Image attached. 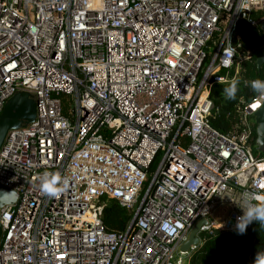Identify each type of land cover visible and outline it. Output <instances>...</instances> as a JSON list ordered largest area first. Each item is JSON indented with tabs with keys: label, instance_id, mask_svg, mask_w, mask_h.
<instances>
[{
	"label": "built area",
	"instance_id": "2783aa9c",
	"mask_svg": "<svg viewBox=\"0 0 264 264\" xmlns=\"http://www.w3.org/2000/svg\"><path fill=\"white\" fill-rule=\"evenodd\" d=\"M241 20L259 27L264 0H0V111L19 90L37 103L0 150V185L18 194L0 209V264H186L196 222L235 229L231 199L264 195L250 144L264 96L222 133L210 90L252 59ZM45 172L66 181L59 195L41 192ZM108 200L132 215L125 231L103 224Z\"/></svg>",
	"mask_w": 264,
	"mask_h": 264
},
{
	"label": "trees",
	"instance_id": "16d2710c",
	"mask_svg": "<svg viewBox=\"0 0 264 264\" xmlns=\"http://www.w3.org/2000/svg\"><path fill=\"white\" fill-rule=\"evenodd\" d=\"M262 16V12L252 14L255 19H260ZM233 33L239 34L242 46L252 51V59L244 62L236 74L235 79H239L240 84L235 100H228L224 95L223 90L229 86L230 82L216 83L211 87L210 97L219 110L217 114L210 117V123L222 133L232 131L238 122L235 111L238 103L241 101L243 105L249 104L255 97L256 92L251 89L250 82L256 79L264 80V64L260 69L256 66V59L261 55V49L264 46V37L259 27L241 20ZM220 73L223 74L225 71L221 70ZM63 113L66 115L67 109H64ZM251 120V149L257 158H261L264 157V153L256 150L255 124L253 119ZM131 218L132 215L128 214L116 200H108L102 212L103 224L109 231H125ZM198 237L199 244L187 254L186 264H254L257 253L264 252V229L257 222L250 224L243 235L237 234L236 229L212 227L207 231H201Z\"/></svg>",
	"mask_w": 264,
	"mask_h": 264
},
{
	"label": "water",
	"instance_id": "95a60500",
	"mask_svg": "<svg viewBox=\"0 0 264 264\" xmlns=\"http://www.w3.org/2000/svg\"><path fill=\"white\" fill-rule=\"evenodd\" d=\"M259 30L264 37V20L259 24ZM264 64V46L261 49V55L256 59L258 69ZM37 114V103L34 94L26 91H17L4 103L0 111V150L2 149L6 137L11 130L25 127L32 123ZM253 121L256 133V150L264 153V102L253 113ZM18 194L4 186L0 185V209L6 205H14L17 202ZM207 219H201L196 222L189 231L187 238L179 247V250L188 254L194 247L199 244L198 234L201 227L207 225ZM2 225L0 220V240L2 238Z\"/></svg>",
	"mask_w": 264,
	"mask_h": 264
},
{
	"label": "clouds",
	"instance_id": "9594fccd",
	"mask_svg": "<svg viewBox=\"0 0 264 264\" xmlns=\"http://www.w3.org/2000/svg\"><path fill=\"white\" fill-rule=\"evenodd\" d=\"M225 67L229 64L225 62ZM239 79L231 80L229 86L224 88L225 98L235 100L237 98ZM251 89L261 96H264V80L256 79L250 82ZM66 185V181L62 180L59 173L45 172L41 177L40 190L44 194L55 197L59 195ZM238 208L242 210V215L237 218L235 229L237 234H245L247 227L253 222L259 223L264 229V195L251 191L240 193L238 200L231 199ZM254 264H264V252H258Z\"/></svg>",
	"mask_w": 264,
	"mask_h": 264
},
{
	"label": "rangeland",
	"instance_id": "374dc122",
	"mask_svg": "<svg viewBox=\"0 0 264 264\" xmlns=\"http://www.w3.org/2000/svg\"><path fill=\"white\" fill-rule=\"evenodd\" d=\"M212 49H213V47H209V48H208V51H212ZM62 98H63L64 100H66V101L69 100V97H68V96H65V95H63ZM68 108H70V104H68V102H67V109H68ZM251 119H253V118H251ZM251 121H252V120H251ZM253 122H254V121H253ZM229 213H230V214L232 213V211L229 210V208H226V210H224V209H222V208H218L217 211H216V213H215V218H216V220H218V222H221V221H223V220L225 219L226 214H229ZM186 256H187V254L184 255V258H186Z\"/></svg>",
	"mask_w": 264,
	"mask_h": 264
},
{
	"label": "bare ground",
	"instance_id": "6f19581e",
	"mask_svg": "<svg viewBox=\"0 0 264 264\" xmlns=\"http://www.w3.org/2000/svg\"><path fill=\"white\" fill-rule=\"evenodd\" d=\"M185 143V142H184Z\"/></svg>",
	"mask_w": 264,
	"mask_h": 264
}]
</instances>
